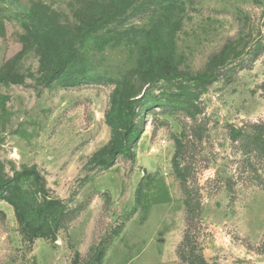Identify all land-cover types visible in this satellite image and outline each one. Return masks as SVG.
<instances>
[{"label":"rangeland","instance_id":"rangeland-1","mask_svg":"<svg viewBox=\"0 0 264 264\" xmlns=\"http://www.w3.org/2000/svg\"><path fill=\"white\" fill-rule=\"evenodd\" d=\"M260 120L264 0H0V181L37 166L66 209L33 237L3 192L0 264H264V163L230 138Z\"/></svg>","mask_w":264,"mask_h":264},{"label":"trees","instance_id":"trees-1","mask_svg":"<svg viewBox=\"0 0 264 264\" xmlns=\"http://www.w3.org/2000/svg\"><path fill=\"white\" fill-rule=\"evenodd\" d=\"M37 33L41 36L42 43L39 45V52L43 61V59L52 56L53 53L51 48L52 46L58 48L59 40L54 31H49L45 27H40ZM262 49V47H259L255 50L252 57L258 56ZM220 56L221 55L215 54L212 57L211 63L216 65L217 61L220 60ZM70 60L71 55L62 60L54 69V74L56 76L62 74L67 68ZM244 66V63H239L234 66L233 69ZM226 71L221 73L218 68H215L209 73L199 74L198 78H200L201 82L210 84L217 81ZM136 116L135 100H131L127 109L119 113V121L124 125V132L128 138L137 137L139 134V123L136 121ZM111 126L113 130L112 144H114V139L119 133L113 124H111ZM230 138L232 141L236 142L242 150L255 155L264 163V120L249 122L242 127L232 126L230 128ZM178 146H181L180 143H178ZM109 154L110 157L104 160V162L109 165L114 164L120 154H127L131 158L134 156L131 146L126 144L112 145L109 148ZM178 174L183 180L181 171L178 170ZM39 176L40 171L37 166L24 167L22 170L15 171L12 177L0 181V195L5 191L10 192L11 197L8 201L15 207L21 226L24 227L26 224V228L30 230L31 236L33 237H44L53 234V232L58 229L62 218L66 214V209L62 201L49 195L45 177L42 179L43 186L35 192V195H31L26 189L19 185L23 179L31 177L39 178ZM199 264L208 263L202 261Z\"/></svg>","mask_w":264,"mask_h":264},{"label":"water","instance_id":"water-1","mask_svg":"<svg viewBox=\"0 0 264 264\" xmlns=\"http://www.w3.org/2000/svg\"><path fill=\"white\" fill-rule=\"evenodd\" d=\"M144 173H147V170L146 169H144Z\"/></svg>","mask_w":264,"mask_h":264}]
</instances>
